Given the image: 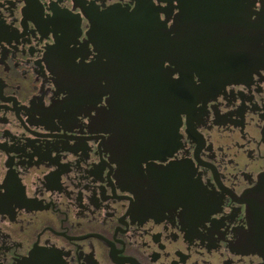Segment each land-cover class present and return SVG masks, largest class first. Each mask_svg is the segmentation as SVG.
Segmentation results:
<instances>
[{
  "label": "flooded vegetation",
  "instance_id": "flooded-vegetation-1",
  "mask_svg": "<svg viewBox=\"0 0 264 264\" xmlns=\"http://www.w3.org/2000/svg\"><path fill=\"white\" fill-rule=\"evenodd\" d=\"M208 2L225 22L226 11L253 20L264 8ZM193 4L0 0V264L263 263L264 64L193 72L199 90L168 142L159 123L148 131V116L117 103L112 84L73 78L128 71L88 38L127 36L106 32L114 22L183 19L170 36H227L194 29Z\"/></svg>",
  "mask_w": 264,
  "mask_h": 264
},
{
  "label": "water",
  "instance_id": "water-1",
  "mask_svg": "<svg viewBox=\"0 0 264 264\" xmlns=\"http://www.w3.org/2000/svg\"><path fill=\"white\" fill-rule=\"evenodd\" d=\"M208 1L193 0L194 29L201 28L202 33H208L217 32L216 27L224 26L226 30L218 31L227 32V36H170L185 23L183 19H175L170 29L164 23L156 24L151 21L146 24H136L132 21L122 26L114 22V25L111 24L113 29L106 32L128 35L134 33L138 36L88 38L93 45H101L102 56L108 61V65L116 63L118 67H128V71L95 75L94 72L87 73L84 69L73 75V78L81 87H86L93 85L95 79L100 76L109 84V88L112 84L113 98L117 99L119 105L131 106L133 109L137 107L141 117L145 119L148 116V131L155 130L159 123L163 139L166 142L172 140L171 136L179 126V113L190 105L191 95L199 90L192 81L193 72L206 78L227 70H241L255 61L264 64V8L258 18L253 20V13L246 11L244 19H241L229 9L230 11H226L229 19L225 22L219 19L216 5ZM207 13L211 18H206ZM96 27L97 29L92 31L93 34L104 32L100 30L99 24ZM165 63L170 71L163 70ZM95 66L89 65L91 70H94ZM175 72L179 75L178 79L172 78ZM129 114L131 115L130 112ZM137 131L143 133L145 130L140 126ZM153 139L151 132L144 138L134 137V148L142 151L144 142ZM256 252L262 257L264 264V248Z\"/></svg>",
  "mask_w": 264,
  "mask_h": 264
},
{
  "label": "snow or ice",
  "instance_id": "snow-or-ice-1",
  "mask_svg": "<svg viewBox=\"0 0 264 264\" xmlns=\"http://www.w3.org/2000/svg\"><path fill=\"white\" fill-rule=\"evenodd\" d=\"M154 2H155V0H154Z\"/></svg>",
  "mask_w": 264,
  "mask_h": 264
}]
</instances>
